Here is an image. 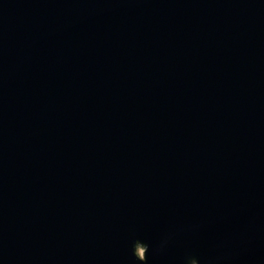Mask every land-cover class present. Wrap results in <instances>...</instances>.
<instances>
[{
  "label": "water",
  "instance_id": "obj_1",
  "mask_svg": "<svg viewBox=\"0 0 264 264\" xmlns=\"http://www.w3.org/2000/svg\"><path fill=\"white\" fill-rule=\"evenodd\" d=\"M0 264H264V0H0Z\"/></svg>",
  "mask_w": 264,
  "mask_h": 264
},
{
  "label": "rangeland",
  "instance_id": "obj_2",
  "mask_svg": "<svg viewBox=\"0 0 264 264\" xmlns=\"http://www.w3.org/2000/svg\"><path fill=\"white\" fill-rule=\"evenodd\" d=\"M140 250H141V255L143 254V248L142 246H140Z\"/></svg>",
  "mask_w": 264,
  "mask_h": 264
}]
</instances>
